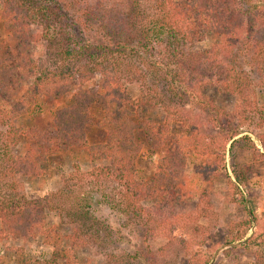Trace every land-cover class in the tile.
I'll return each mask as SVG.
<instances>
[{"label":"trees","instance_id":"16d2710c","mask_svg":"<svg viewBox=\"0 0 264 264\" xmlns=\"http://www.w3.org/2000/svg\"><path fill=\"white\" fill-rule=\"evenodd\" d=\"M142 2L0 0V103L9 107V120L31 113L41 102L54 104L71 94L70 102L49 119L21 126L24 155L9 148L0 153V243L43 237L52 248L43 262L16 250L11 264H85L78 258V246L119 243L122 229L141 227L144 242L171 233L180 216L176 207L183 198L181 177L188 153L217 156L215 149H221L226 138L219 133L205 141L202 125L182 112L195 99L197 105H206L202 91L210 86L244 94L247 81L237 73L244 65L264 86V0H150L152 13ZM204 42L205 47H197ZM42 43L59 62L56 69L34 60L33 49ZM96 78L97 83L88 86ZM132 83L140 85L136 99L128 87ZM132 106L159 107L166 115L163 121L152 120L138 109L130 110ZM220 114H209V121L218 124ZM172 122H180L190 135H173ZM93 129L104 133L103 143H88ZM18 141L11 137L12 146ZM244 144L253 147L246 137L230 143L232 151ZM143 147L161 156L154 174L140 180L135 167ZM74 151L86 152L93 163H105L91 176L110 182L112 194L100 193L94 204L64 196L63 205L57 204L62 196L56 193L35 199L19 196L18 181L46 176L51 157ZM221 168L225 167L215 164L202 174L208 180L210 172L217 174ZM232 173L242 185L251 168L233 167ZM7 193L11 196L6 199ZM234 195L243 199L237 185ZM100 207L110 215L99 216ZM54 210L61 221L46 227V214ZM63 225L73 227L70 235L63 234ZM249 226L247 220L236 224L229 243L243 240ZM250 244L264 249L257 238L246 248ZM229 254L230 249L223 251L226 258ZM156 255L147 251L106 258L108 264H121L124 258L128 264L141 258L156 264L151 260ZM256 255V264H264V250ZM209 260L193 255L189 264ZM0 264L9 263L0 256Z\"/></svg>","mask_w":264,"mask_h":264},{"label":"rangeland","instance_id":"374dc122","mask_svg":"<svg viewBox=\"0 0 264 264\" xmlns=\"http://www.w3.org/2000/svg\"><path fill=\"white\" fill-rule=\"evenodd\" d=\"M142 1V6L152 13L150 12L152 7L150 0ZM204 44H208V42L197 47H205ZM33 58L43 68L53 70L59 67V62L53 59L52 51L46 48L45 43L33 49ZM237 64L244 63L239 61ZM237 73L243 75L244 81H247V85L243 88L244 94L218 92L210 86L206 91L202 89L204 98H206L202 101L206 105H197L198 99H195L194 104H190L189 108L187 107L182 112L183 116L195 117L193 123H196L195 120H197V123L202 125L201 132L205 141L219 133L220 135L224 134L226 138L221 144L222 148L215 149L219 152L217 156L199 157L192 152L188 153L186 167L183 169L181 177L183 198L176 207V212L180 216L175 222L174 230L144 242L141 227L122 229L123 239L119 243L98 247L95 242H90L87 246H78L77 255L83 263L108 264L110 261V258H106L108 254L138 255L147 251L157 254L156 259L155 257L151 258L153 261L156 260V264H189L193 255L203 258L210 257L208 264L257 263L258 256L256 254L264 249L260 248V250L251 244L246 248V244L254 238L264 242V158L258 156L260 153L264 157V86L250 66L244 65ZM98 79L91 81L88 86L96 84ZM128 87L133 99H136L140 94V85L132 83ZM70 100L71 94H67L61 102L58 101L54 104L41 102L34 111L14 121L9 120V107L0 103V153L3 154L9 148L17 155H24L25 140L19 135L21 126H31L38 124L36 121L49 119L56 110L64 107ZM136 109L141 112L142 116L152 120L163 121L166 115L159 107H130L132 111ZM217 113H221L218 118L219 122L212 124L208 116H216ZM171 132L178 136L190 135L189 130L183 129L180 122L171 123ZM14 135L19 141L12 146L11 137ZM231 135H234L232 141L248 138L253 147H247V144H244L232 151ZM104 140V133L98 129H93L88 134L90 145L103 143ZM160 156L159 153H155L147 147L141 149L135 167L140 180L154 174ZM215 164L219 167L223 165L225 168H221L217 174L210 172L207 180L202 173L207 167H214ZM104 165V162H91L84 151L57 155L51 157L46 163V176L27 181L17 180L20 184L17 192L19 196L23 194L28 199L41 198L56 193L55 195L62 196L61 201L57 202L61 205L66 202L64 196H71L70 201L79 197L86 198L94 204L100 198V193L110 195L114 192L110 182L98 181L95 176H91L93 170ZM241 166L251 168L246 183L242 185L237 183L232 173L233 167ZM236 185L240 189L243 199L240 198V195H234ZM10 196L7 193L6 199ZM147 207L151 206L147 205ZM107 215H110L109 211L100 207L99 216L104 218ZM241 220L249 221V229L243 240L229 243V233L237 229L236 224ZM60 221L58 211L47 212L46 227L59 224ZM115 221L116 230L119 229L118 219ZM71 227L63 225L62 230L65 231L63 234L70 235ZM162 248L165 250L158 253ZM20 249L39 262L48 260L52 253V248L44 243L43 237H40L1 242L0 256H4L11 264L14 252ZM225 249H230L229 258L223 255ZM128 263L126 258L121 261V264ZM134 264H148V262L141 258Z\"/></svg>","mask_w":264,"mask_h":264}]
</instances>
